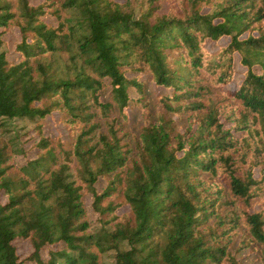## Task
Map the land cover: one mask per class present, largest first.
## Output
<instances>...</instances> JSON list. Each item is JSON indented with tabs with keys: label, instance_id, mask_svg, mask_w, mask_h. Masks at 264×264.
Listing matches in <instances>:
<instances>
[{
	"label": "trees",
	"instance_id": "16d2710c",
	"mask_svg": "<svg viewBox=\"0 0 264 264\" xmlns=\"http://www.w3.org/2000/svg\"><path fill=\"white\" fill-rule=\"evenodd\" d=\"M246 249L264 264V0H0V264Z\"/></svg>",
	"mask_w": 264,
	"mask_h": 264
},
{
	"label": "rangeland",
	"instance_id": "374dc122",
	"mask_svg": "<svg viewBox=\"0 0 264 264\" xmlns=\"http://www.w3.org/2000/svg\"><path fill=\"white\" fill-rule=\"evenodd\" d=\"M35 2H38L39 0H33ZM5 37L10 41V43L16 42L18 40V32L16 30L8 33L5 35ZM228 39H222L220 41V44H224L227 42ZM209 48L212 49L213 51L216 50L218 48V45L215 43H209ZM238 56L236 57L235 60V66L236 69L238 70V73L235 75V81L233 83V86H236V84H239L242 74L241 72L244 70L241 65L238 63ZM148 91L153 94V95H157L159 93H166L167 90L164 89L163 87H157L154 84H149L148 85ZM132 116L134 118H138L140 115L137 111V109L132 110ZM20 125H23L22 123H19ZM43 129L45 130V133L48 135H52L55 136L59 131H63V127L58 125L56 123L55 120V116H49L46 118V123L43 127ZM31 135H27L24 140H27L25 142V145L28 147V154L27 157H32L34 155L33 150L31 148L32 145V139H30ZM20 159V158H19ZM20 162V160H18ZM18 246H19V253L21 255L22 258L27 257L31 251H32V247L31 245L26 242V241H18ZM239 259L241 260V264H261L255 257V255L253 253H251L248 249L244 250L240 256Z\"/></svg>",
	"mask_w": 264,
	"mask_h": 264
}]
</instances>
